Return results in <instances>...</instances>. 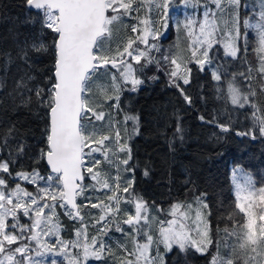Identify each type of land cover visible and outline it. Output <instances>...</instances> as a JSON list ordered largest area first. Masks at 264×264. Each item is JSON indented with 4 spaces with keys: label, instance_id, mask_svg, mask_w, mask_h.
<instances>
[{
    "label": "snow or ice",
    "instance_id": "obj_1",
    "mask_svg": "<svg viewBox=\"0 0 264 264\" xmlns=\"http://www.w3.org/2000/svg\"><path fill=\"white\" fill-rule=\"evenodd\" d=\"M182 2L185 7H195L202 0ZM173 3L174 0H24L25 6L36 14L35 17H29V22H38L39 32L31 40L18 44L16 57L25 62L28 70L14 81L7 96L11 98L13 107L27 108L34 103L37 109L46 111L49 120L44 132L46 147L40 150L35 160H46L50 166V174L46 178L41 177L35 168L31 172H16L19 180L37 185L35 191L31 192L19 183L9 188L7 179L0 176V255L3 257L0 258V264H25V259L30 264H41L40 261L33 260L29 254L30 243L24 241L37 242L36 256L43 255L41 249L51 250L65 255L68 264H87L89 259L100 261L107 257L113 258V264H165L160 253L161 245L165 252H171L175 247L180 252L195 249L201 254L213 245L211 223L207 219L211 212L206 211L208 204L203 199L206 194L196 197L195 207L193 204H174L168 212L173 218L157 221L158 235L151 234L152 221L148 204L143 197L131 191L134 176L124 179L121 175V169L124 173H134L135 170V166L130 165L132 148L128 140L139 134V117L125 114L124 132L127 138L122 137L120 129L112 121H105V111L98 110L103 106H94L89 96L95 86L105 99H115L116 104L112 107L119 110L122 91H139L144 81L137 72L152 63L160 66V60L151 55V50H158V46L149 43V38L157 39L162 30L168 27V13ZM261 3L264 4V0ZM209 4H214L215 10ZM145 6L146 15L140 18L139 12ZM242 6L247 7L242 5V0H204L202 21L187 18L182 25L178 22V30L182 27L191 41L189 56L183 57L176 52L172 56L165 55L163 60L168 64L166 74L170 86L176 87L187 103L191 104L192 99L187 90L181 87L180 81L183 85L190 83L192 70L188 64L196 63L201 71L206 65L211 66L209 52L214 43L219 42L218 37L223 38L225 54L229 57L238 56L240 41H243L244 48L247 49V32H241ZM152 12H155V18L150 16ZM133 13L137 14L134 18L139 19V24L133 25L131 31L138 35L129 37L122 47L120 43L113 47V24L122 22L126 16L132 17ZM258 15L259 19L255 23L248 18L244 19L243 27L252 29L257 38V72L264 91V8ZM46 34L51 35L50 43L43 39ZM140 44L144 45L143 49L139 47ZM134 45L137 46L134 48ZM33 54H38L36 59L44 55H51L53 58L52 73L44 78L48 82L43 86L42 81L30 86V82L36 80L31 72L35 65ZM6 56L5 66L13 62L10 53ZM129 57L136 65H141L143 59L141 68L137 69L129 62ZM109 65L115 72H110ZM101 69L104 71L101 72ZM248 71L250 73L251 69ZM106 74L110 76L111 83L100 84V78ZM240 75L245 79H252L248 73ZM213 78L220 81L221 76L214 71ZM151 79L155 80L157 77L153 76ZM5 87L6 81L0 78V89ZM228 92L231 103L240 107L245 106L249 96L255 95L252 91L242 92L235 81L229 82ZM0 103H3V97H0ZM94 121L104 123L98 126ZM128 121H132L131 129L128 128ZM105 127L109 129L108 133L103 131ZM220 128L223 132L230 130L226 125H220ZM182 131L178 123L176 132L180 134ZM258 132L264 135V119L259 121ZM18 135L22 133L15 124L9 125L0 136V145H8L9 138ZM237 135L256 138L252 132H238ZM180 138H183L182 135ZM25 146L23 142H18L16 155L23 154ZM94 153H100L104 162L115 169V173L101 169L102 161L96 159ZM10 163L14 161L0 159V173L12 176L13 173L9 171ZM85 172L95 183H84ZM148 172L145 169L144 175L147 176ZM40 180H44L43 185L38 183ZM96 193L103 195H95ZM122 193L129 195L124 197ZM81 197L84 202L77 203ZM257 197L264 204V187L256 190L250 179L244 184H236L235 206L247 220L240 231L217 229L224 233L221 240L227 254H220V241H216L217 252L211 264H237L238 258L240 264H264V225L257 229V214L253 211V200ZM124 202L131 204L134 212L122 209L121 204ZM57 206L63 208L71 219L81 222L82 226L76 231V240L73 242H65L59 238V225L53 222ZM87 207L98 209L97 214H89L92 226L96 229L92 236L87 234L88 224L84 222L81 212L82 208ZM45 209L49 210V214L45 213ZM21 216L31 221L27 229L20 224ZM258 218L264 221V211ZM124 225H127V229ZM112 231L120 232L130 239L132 247L128 248L127 244L117 242L119 251L114 250L104 240ZM47 236H56L55 243L59 248L42 242V238ZM139 237H143V240ZM232 237L236 239L229 243ZM13 244L17 245L14 249L8 247ZM69 247L78 248L80 252L72 255L68 251ZM153 251L155 255L152 254Z\"/></svg>",
    "mask_w": 264,
    "mask_h": 264
},
{
    "label": "trees",
    "instance_id": "obj_2",
    "mask_svg": "<svg viewBox=\"0 0 264 264\" xmlns=\"http://www.w3.org/2000/svg\"><path fill=\"white\" fill-rule=\"evenodd\" d=\"M140 13L141 18L146 15V6L141 8ZM35 15L34 11L25 6L24 0H0V78L6 81V87L0 89V97H3V103H0V136L11 124H15L22 133L10 137L8 145H0V159L14 161L9 167L13 175L0 173V176L7 179L9 188L19 183L30 192L35 191L37 186L24 184L15 174L21 170L31 172L33 168L45 178L50 174L46 160L41 159L39 162L35 160L40 150L46 147L44 132L49 120L46 111L42 108L37 109L34 103L27 108L13 107L7 93L12 90L14 81L28 70V66L22 59L16 57V53L19 43L31 40L39 32V23L29 22V17ZM134 15L135 13L132 17L126 16L122 22L113 24V30L117 29L116 34L120 38L118 43L121 47L129 37L137 36L131 31V27L136 24ZM155 15L150 14L152 18H155ZM173 35V27L170 26L168 37L164 41L160 36L157 40L149 38V43H155L161 50L159 54L153 55L155 59L160 60V71H157L155 63L149 64L137 72L144 81L139 91L121 92L119 110L112 107L116 104L115 99H108L106 102L104 99L105 104L98 110L105 111V121L110 120L114 125L121 127V135L125 138L127 137L124 132L125 114L139 117V134L131 136L128 140L132 148L130 165H134L135 170L134 173H124L121 169V175L124 179L134 176L131 191L147 202L149 209L155 214L154 224H157L158 219L159 221L169 219L171 216L168 212L171 207L179 200H185L190 192L200 196L206 194L203 197L208 204V211L211 212L207 219L211 223L213 245L204 254L196 252L195 249L180 252L174 247L171 252L166 253L165 264H211L213 254L217 252L216 241H220V254H227L221 240L224 233L218 232L217 229L239 230L246 221L245 215L235 206L237 201L231 179L233 167L250 171L256 186L264 187V135L258 132L259 121L264 119V91L261 89V79L257 72L259 60L254 53L253 45L246 50L241 47L236 58L226 56L224 49L220 45H215L210 55L218 65L221 80L213 78V72L209 67L201 71L196 63L188 64L192 70L190 83L183 85L180 81V84L192 99V103L189 104L176 87L170 86L166 74L168 64L161 57L165 44L173 40ZM43 39L50 43L51 35L46 34ZM184 43L188 45L186 47L188 57L190 45L188 41ZM139 47L141 48V45ZM8 53L12 55L13 62L5 66ZM173 53L176 52H168L169 56ZM36 55L38 54H33L35 65L31 70L36 80L31 81L30 86L41 81L43 86L48 82L44 78L52 73L53 58L51 55H44L36 59ZM128 59L131 62V58ZM143 63L142 59L141 65ZM141 65L134 64L137 69H140ZM241 73H248L252 79H245ZM153 76L157 79L152 80ZM232 81H235L244 93L249 91L255 93L254 96H249L248 105L240 107L231 103L228 84ZM94 122L98 126L104 123ZM178 123L183 129L180 134L176 132ZM220 125H226L230 130L223 132ZM128 128L131 129V121H128ZM238 132H252L256 138L253 139L250 135H237ZM18 142L26 145L23 154L20 155H16L15 152ZM94 156L102 161L101 169L115 173V169L104 162L100 153H94ZM145 169L149 170L147 176L144 175ZM84 183H95L88 178L86 172ZM88 194L90 193H85ZM83 202V197L78 198L77 203ZM122 206L133 211L129 203L124 202ZM95 210L98 209L82 208L85 223L89 220V212ZM58 215L64 237L70 238L71 227L81 228V222L70 220L64 209L60 208ZM154 231L153 227L152 232ZM114 235L124 240L123 234L114 232ZM235 239L232 237L229 243ZM109 243L115 248L114 241ZM104 262L94 261L92 264H105Z\"/></svg>",
    "mask_w": 264,
    "mask_h": 264
},
{
    "label": "rangeland",
    "instance_id": "obj_3",
    "mask_svg": "<svg viewBox=\"0 0 264 264\" xmlns=\"http://www.w3.org/2000/svg\"><path fill=\"white\" fill-rule=\"evenodd\" d=\"M242 5H247V7L245 8V7L242 6L241 9H240L241 32L242 33L245 32V31L247 32V39H248L247 47H249L251 45L254 46V48H255L254 49V53L257 54L258 60H259V55L256 52L257 38H256V35H255V32L252 29H245L243 27V20L246 19V18H248V19L251 20V22L255 23L259 19V15L258 14L261 11V9L264 8V4L261 3V0H242ZM209 7L212 8L213 10H215V5L214 4H209ZM204 11H205V8H204V0H202V2L200 4H198V5H196L195 7L192 6V5H189L188 7H185L183 5L182 0H174V3H173L172 6H170L169 13H168V16H169L168 27L166 29L162 30L161 34L159 35L160 38H161V40L164 41V39H166L168 37V30H169L170 26L173 27V31H174L173 40H170V41H168L165 44L164 49L162 50L163 53H161L162 59H163V57L165 55L169 56L168 52H177V51H179V52H181V55L183 57H186L187 56L188 51H187L186 47L188 45L185 44L184 42H187L188 41V43L190 45L191 44V41L187 38L186 33H185V30L182 27L178 30L177 24L179 22L182 25L183 22L187 18H194L197 21H202ZM151 14L154 15L155 12H152ZM136 15L137 14L135 13L134 17H136ZM199 15H201V17ZM139 17L140 18L142 17L140 12H139ZM134 21L136 23L135 25H138L139 24V19L134 18ZM157 27H158V25H157ZM197 31H198V29H197ZM116 32H117V29H114V31H113V41H114L113 42V47H115L116 43H118L119 40H120V38L117 37ZM134 34L138 35L137 33H134ZM217 39H219V42L214 43L213 47L215 45H220L224 49V47H223V38L222 37H218ZM140 45H141V49H143L144 48V45H142V44H140ZM239 47H240V50H241V47L244 48L243 41H240L239 42ZM160 51L161 50H159V48H158V50L157 49H154V51L151 50L152 57L156 53L159 54ZM211 51H212V49L210 50L209 55L211 54ZM224 52H225V49H224ZM239 53H238V55H239ZM210 57H211V55H210ZM131 63L135 64V62L132 61V60H131ZM205 67H209L212 72H214V71H217L218 72V65L214 62L213 58H212V64H211V66L206 65ZM156 69H157V71H160V66L157 67ZM103 71L104 70L101 69V72H103ZM110 72H115V71H113V70L110 69ZM218 74H219V72H218ZM99 83L100 84H105V83H109L110 84L111 83L110 76L108 74L102 76L100 78V80H99ZM89 96L91 97V103L93 105H104L105 102H106V100H108V99H105L101 94L98 93V90L96 89L95 86L93 87V91L91 93H89ZM104 99H105V102H103ZM249 102H250V99H248V102L245 105H248ZM114 126L116 128H119L120 131H122L121 127L120 126H117V124H115ZM131 126H132V121H131ZM103 131L105 133H108L109 132V129L106 128ZM40 176L43 177L42 175H40ZM231 179H232V182H233L235 196H236V184L237 183L244 184L248 179H250L253 182V187L256 190H258L259 188H261L259 186H256V182L254 180V177H253L252 173L250 171L244 170V169H242L240 167H233ZM22 182L24 184H30V183H28L26 181H22ZM38 183L40 185H43L44 184V180H40V181H38ZM32 185H35V184H32ZM22 187H24V186H22ZM88 195H90V194H88ZM95 195H98V193H96ZM121 195L124 196V197H127L129 194L122 193ZM198 196H200V195H197V194H195L193 192H190L187 195V198L185 200H179L175 204H177V203H180L182 205L193 204V206L195 207L196 206L195 205V200H196V197H198ZM203 199L205 200L204 197H203ZM253 203L255 204V207H254L253 211L257 214V229H258L261 225H264V221H261L258 218L259 217V214L262 211H264V204H261L259 202L258 197L257 198H254ZM122 205H123V203L121 204V208L124 209V207ZM60 208L61 207H59V206H57L55 208V216L53 217V222L54 223H57L59 225V228H58L59 238L61 240L65 241V242H73V241L76 240L75 233H76V231L79 228L78 227H75V226L71 227L72 233L70 234V238H66V237H64L62 235V225L60 223V218H59V215H58V210ZM61 209H63V208H61ZM181 211H183V209H181ZM206 211H208V209ZM130 212H134V208H133V211L131 210ZM45 213L46 214H49V210L48 209H45ZM90 213L91 214H97L98 213V210H95L94 212H89V214ZM149 216H150V219L152 221V223H151V234L153 236H157L158 235V231H157L158 224H156V223L154 224L155 214L150 209H149ZM22 218H24V220L27 221V222H25L24 220H22ZM172 218L173 217H170L169 219L168 218L165 219V220L162 219L160 221H167V220H170ZM69 219L72 220L70 217H69ZM9 220H11V218H9ZM246 220H247V218H246ZM29 221L30 220L27 217L21 216V218H20V224L24 225L26 229H27L28 225L31 224V221L30 222ZM158 221H159V219H158ZM9 223H11V221H9ZM92 223L93 222H92V220H91V218L89 216V220L87 222V224H88L87 231H88V235L89 236H92L95 233V231H96L95 227L92 226ZM245 223H246V221H245ZM97 227H99V226L97 225ZM124 227L127 229V225H124ZM153 227L155 229L154 232H152ZM240 230H241V228L239 230H237V231H240ZM16 231H18V230H16ZM114 232L115 231L109 232L108 233V236H105L104 237V240H105V242L107 244H110L109 241H114L116 243L115 244V248L112 247L114 250H116L117 252L119 251L117 249V242L127 244L128 248H131L132 247V241L130 239L125 238L124 235H123L122 238L124 240H122L121 238L115 236L114 235ZM26 235H27V232H26ZM109 237H111V239H109ZM56 239H57L56 236H47V237H43L42 238V242L53 244V246L55 248H59V245H57L55 243L56 242ZM139 239L143 240V237H139ZM24 243H30V252H29V254L33 257V260H38V261L41 262V264H53L54 261H55V264H68L66 256L65 255H62V254H57V252H55V251L41 249V251L43 252V255L36 256V253H35V249L37 248V242L36 241H30V242L29 241H24ZM16 246H17L16 244H13V245H10L8 247L14 249ZM68 251L72 255H76L77 253L80 252V249L69 247ZM160 253L163 256V259H164V262H165V255L168 252H165V250L163 248V245L160 246ZM152 254L155 255V252L153 251ZM214 255H216V253H214L213 256ZM0 258H3L2 255H0ZM17 258L19 259V254H17ZM212 259H213V257H212ZM94 261H97V260L89 259L87 261V264H92V262H94ZM102 261H105L104 262L105 264H113V258L112 257H107V258H105ZM25 264H30V262L27 259H25ZM237 264H240V259L239 258L237 259Z\"/></svg>",
    "mask_w": 264,
    "mask_h": 264
},
{
    "label": "water",
    "instance_id": "obj_4",
    "mask_svg": "<svg viewBox=\"0 0 264 264\" xmlns=\"http://www.w3.org/2000/svg\"><path fill=\"white\" fill-rule=\"evenodd\" d=\"M109 67H110V65H109ZM46 166H47V169H48L49 172H50V166L47 164V162H46ZM84 182H85V180H84Z\"/></svg>",
    "mask_w": 264,
    "mask_h": 264
}]
</instances>
